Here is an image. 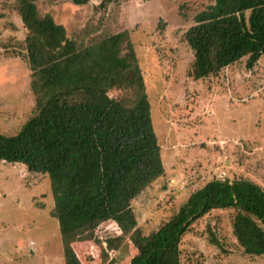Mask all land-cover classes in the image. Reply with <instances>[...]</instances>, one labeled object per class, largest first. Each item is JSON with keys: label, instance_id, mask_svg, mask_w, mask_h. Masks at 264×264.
I'll use <instances>...</instances> for the list:
<instances>
[{"label": "trees", "instance_id": "16d2710c", "mask_svg": "<svg viewBox=\"0 0 264 264\" xmlns=\"http://www.w3.org/2000/svg\"><path fill=\"white\" fill-rule=\"evenodd\" d=\"M38 1L15 0L27 31L35 105L17 132L0 133V162L48 178L64 264H82L73 245L84 240L97 242L104 259L127 241L134 251L128 264H181L182 237L213 210H232L237 245L245 255L264 256V190L246 178L220 174L156 231L138 228L132 201L164 167L129 33L79 45L50 15H39ZM113 1L97 8L106 11ZM183 39L193 57L187 76L194 80L216 77L243 58L250 70L264 55V0H214L195 15Z\"/></svg>", "mask_w": 264, "mask_h": 264}, {"label": "rangeland", "instance_id": "374dc122", "mask_svg": "<svg viewBox=\"0 0 264 264\" xmlns=\"http://www.w3.org/2000/svg\"><path fill=\"white\" fill-rule=\"evenodd\" d=\"M101 1L78 6L39 0L36 5L41 17L50 15L79 45L129 33L164 167L162 177L132 201L138 228L144 234L156 231L193 191L220 174L249 179L264 190V55L250 70L243 58L216 77L194 80L187 76L193 57L183 34L214 0H115L106 11L97 8ZM26 35L15 0H0L4 135L17 132L34 110ZM52 207L46 176L0 162V264H64ZM232 216V210H213L196 221L180 241L181 264H264V256L245 255L237 245ZM96 243L73 245L82 264H128L134 252L124 241L104 259Z\"/></svg>", "mask_w": 264, "mask_h": 264}]
</instances>
